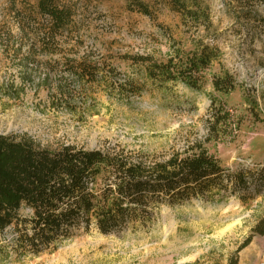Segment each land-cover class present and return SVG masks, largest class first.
Returning <instances> with one entry per match:
<instances>
[{
    "label": "rangeland",
    "instance_id": "rangeland-1",
    "mask_svg": "<svg viewBox=\"0 0 264 264\" xmlns=\"http://www.w3.org/2000/svg\"><path fill=\"white\" fill-rule=\"evenodd\" d=\"M143 1L149 15L131 0H69L70 22L51 31L37 0H14L19 14L0 0V133L145 165L203 149L223 167L224 189L162 203L108 234L77 226L46 242L13 223L0 230V264H227L231 255L264 264V232L254 230L264 217V0H196L209 17L199 24L163 0ZM201 43L218 58L200 88L145 79L140 57L161 61ZM80 63L97 80L79 75ZM221 70L232 75L228 94L212 84ZM128 80L137 88L121 86ZM216 110L229 117L214 136ZM237 173L250 180L244 188Z\"/></svg>",
    "mask_w": 264,
    "mask_h": 264
},
{
    "label": "trees",
    "instance_id": "trees-1",
    "mask_svg": "<svg viewBox=\"0 0 264 264\" xmlns=\"http://www.w3.org/2000/svg\"><path fill=\"white\" fill-rule=\"evenodd\" d=\"M7 1L8 9L13 7V12L18 13L14 0ZM163 1L194 23L209 20L196 0ZM131 3L132 8L150 14L143 0ZM37 12L48 16L50 30L57 31L70 22L74 11L69 0H37ZM217 52L215 46L201 43L190 52L174 49L165 60L152 61L146 56L139 59L149 61L144 76L153 85L182 82L198 89L218 58ZM79 66V75L88 81L97 80V69L84 63ZM211 77L217 92L228 94L235 87L232 75L225 70L213 72ZM138 83L128 80L121 86L137 88ZM226 117L228 113L214 111L209 134L216 136L218 123L226 122ZM223 174L219 160L203 149L145 165L96 149L71 145L52 148L26 135L0 133V230L13 223L28 222L33 227L32 240L40 237L46 242L62 233L67 235L77 226L85 231L94 226L101 233H112L149 220L162 203L182 201L211 190L220 192L225 186ZM249 181L241 173L234 176L237 186L244 188ZM253 190L254 194L260 192L258 186ZM25 208L30 212L21 217ZM254 230L264 232V217ZM227 264H237V256L231 255Z\"/></svg>",
    "mask_w": 264,
    "mask_h": 264
}]
</instances>
